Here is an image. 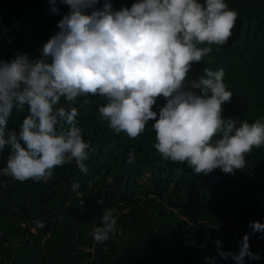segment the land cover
Masks as SVG:
<instances>
[{
  "label": "trees",
  "instance_id": "1",
  "mask_svg": "<svg viewBox=\"0 0 264 264\" xmlns=\"http://www.w3.org/2000/svg\"><path fill=\"white\" fill-rule=\"evenodd\" d=\"M110 2L119 10L137 0ZM224 2L237 13L232 35L224 45H211L212 52L192 64L188 79H198L205 68L223 70L233 95L222 105V118L235 119L237 127L244 121L264 123V0ZM55 7L58 12L49 0H0V59L10 61L18 53L40 57L69 10L60 0ZM165 103L159 97L152 110L158 114ZM104 104L99 96L60 103L79 110L77 126L90 145L87 173L72 160L47 181L20 182L3 175L9 149L0 151V264H207L206 257L236 264L221 258L214 242L238 253L245 234L250 251L260 256L246 257L245 264H264V233L252 234L250 227L264 224V145L245 154L241 170L197 175L186 162L165 160L157 152L154 121L135 139L114 134L100 118ZM27 115L14 109L7 129L18 131ZM130 153L135 159L127 164ZM108 210L117 231L97 243L91 233Z\"/></svg>",
  "mask_w": 264,
  "mask_h": 264
},
{
  "label": "clouds",
  "instance_id": "2",
  "mask_svg": "<svg viewBox=\"0 0 264 264\" xmlns=\"http://www.w3.org/2000/svg\"><path fill=\"white\" fill-rule=\"evenodd\" d=\"M49 2L58 12L56 0ZM60 3L68 13L40 57L18 53L10 61L0 59V151L9 149L3 175L20 182L47 181L55 168L72 160L87 173L90 145L77 126L79 110L60 106L62 98L69 105L80 97L104 98L100 118L114 134L132 139L154 121L157 152L165 160L186 162L197 175L217 168L226 174L241 170L245 154L264 145L261 120L237 127L235 119L222 118V105L233 95L223 83V70L205 68L198 79H188L192 64L232 35L237 13L224 0H137L119 10L110 0L100 8V0ZM159 97L166 103L157 114L152 109ZM14 109L28 115L18 131H9ZM134 159L130 153L126 163ZM116 224L113 212L106 211L91 233L94 240H108ZM250 227L252 234L264 233L259 221ZM249 236H243L238 253L221 250V242L215 241L218 255L236 264H245L246 257L259 260L250 251ZM205 259L215 264V257Z\"/></svg>",
  "mask_w": 264,
  "mask_h": 264
}]
</instances>
